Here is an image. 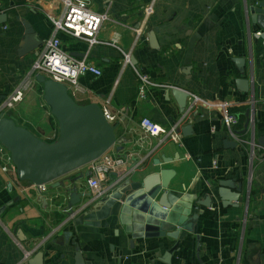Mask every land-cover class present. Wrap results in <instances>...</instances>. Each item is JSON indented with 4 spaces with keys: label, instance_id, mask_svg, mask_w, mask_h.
Listing matches in <instances>:
<instances>
[{
    "label": "crops",
    "instance_id": "obj_1",
    "mask_svg": "<svg viewBox=\"0 0 264 264\" xmlns=\"http://www.w3.org/2000/svg\"><path fill=\"white\" fill-rule=\"evenodd\" d=\"M261 2L89 0L92 10L108 16L97 38L109 44L89 47L58 33L71 58H85L101 72L79 76L78 89L67 91L76 105L96 104L114 117L119 143L105 155L123 159L124 165L116 177L109 174L100 183L99 196L87 186L89 177L76 183L84 196L68 220L67 197L59 196V188L45 185L40 193L17 180L14 168L3 173L0 163V264H28L37 252L43 253V264H76L74 249L81 264H264V150L256 145L264 136V48L263 34L248 16ZM59 12V2L52 0H0V15L6 16L0 23V104L36 57L17 54L24 24L43 43L52 35L47 15ZM149 33L155 47L148 42ZM119 49L130 54L150 80L167 87L150 88L138 97L139 82L132 69L122 65ZM236 59L244 61L242 66ZM238 79L247 80V93L236 88ZM174 87L188 94L184 109L170 95ZM192 96L208 106L191 107ZM225 112L238 118L233 135L221 123ZM4 115L44 142L57 137L56 121L37 83ZM144 118L166 129L177 127L180 143H159L145 135L139 127ZM187 127L189 133H183ZM225 141L234 146L226 147ZM90 167L56 182L66 184ZM162 171L169 179L159 194L169 192L170 199L177 200L178 213L170 219L183 220L182 228L147 219L125 206L131 192L110 204L118 187ZM225 180L242 186L237 207L221 205L218 182ZM180 197L194 198L190 209ZM206 201L208 207L197 204ZM24 254L29 255L26 261Z\"/></svg>",
    "mask_w": 264,
    "mask_h": 264
},
{
    "label": "water",
    "instance_id": "obj_2",
    "mask_svg": "<svg viewBox=\"0 0 264 264\" xmlns=\"http://www.w3.org/2000/svg\"><path fill=\"white\" fill-rule=\"evenodd\" d=\"M248 12L250 24L255 25L263 34L262 47L264 48V2L252 6ZM5 19V15H0V23L4 22ZM24 25L23 43L17 50L19 56L36 54L35 50L42 44V42L35 40L34 32L29 25ZM147 38L153 46V34L149 33ZM243 62L242 59L235 60L238 67L242 66ZM132 63L135 64L133 59ZM35 82L41 86L43 101L49 107L50 114L56 121V139L51 143L44 142L25 128L17 125L13 119L0 113V145L10 155L17 180L29 182L37 187L51 184L53 189L59 188V196L67 197L64 210L73 212L76 207H80V199L84 196L77 192L76 183L90 177V171L80 174L66 184L56 181L96 162L117 145L119 143L115 136L117 125L107 122L102 109L96 104L76 105L64 85L53 82L39 74L35 75ZM235 86L243 93H247L249 90L247 80L238 79L235 81ZM170 95L180 109L185 108L188 94L184 90L174 87L170 91ZM247 126L248 122H246L245 129ZM189 131L190 128L188 127L182 130L183 133H189ZM256 142V145L264 150V136L257 138ZM224 144L228 148L234 146L233 143L226 141ZM116 149L120 151V148ZM113 177H116V174ZM167 179H169L168 172L162 171L157 175L148 176L141 183H125L110 195V204L121 200L125 193L131 192L124 200L125 206L147 215V219L159 223L166 222L169 225L182 228L183 220L174 221L170 219L173 213H178L176 204H174L177 200H171L169 192L164 191L159 194L167 187ZM241 191V184L235 185L230 180L219 181L217 196L222 207H237ZM158 194L160 196L155 203L154 200ZM180 198L182 201H186L187 205L194 201L193 197L189 199ZM197 204L208 207L210 203L206 201L197 202ZM187 208L190 209L191 206L188 205ZM179 213L184 214V211ZM185 214H188V210ZM193 219L195 218L193 217ZM185 230L191 231L188 226L185 227ZM74 251L75 263L81 264V256L78 250L74 249ZM28 264H43V253L34 254Z\"/></svg>",
    "mask_w": 264,
    "mask_h": 264
},
{
    "label": "built area",
    "instance_id": "obj_3",
    "mask_svg": "<svg viewBox=\"0 0 264 264\" xmlns=\"http://www.w3.org/2000/svg\"><path fill=\"white\" fill-rule=\"evenodd\" d=\"M59 2L60 12L57 16L47 15V18L52 24V35L39 48L35 60L27 72H25L21 82L11 91L6 99L0 104V113L4 115L9 109L21 102L25 94L33 87L35 82V75L39 74L43 77L52 80L53 82L64 85L66 88L73 87L77 90V79L79 76L86 73L100 76L99 69L92 66L85 58L73 59L62 48L61 42L57 34L63 33L70 38L84 41L89 47L94 45H108V43L101 42L97 38V34L101 25L108 21L106 12L98 13L91 9L89 0H52ZM154 2V0H152ZM152 12V7L145 10V14L149 16ZM141 30H136L139 36ZM122 55V65L130 66L135 73L138 84V97H143L147 94L150 88H162L164 85L151 81L145 74L141 73L137 68L131 65L130 54L119 49ZM68 90V89H67ZM191 107L198 103L197 97H191ZM205 106L206 103L202 102ZM219 107L226 108L225 104H220ZM104 118L107 122H114V117L109 114L105 108H101ZM222 125L227 131L233 135V128L238 124L236 115L223 113L221 119ZM141 131L149 136L158 139L159 143L170 141L173 143H180L179 132L177 127L166 129L160 125L150 121L149 119H142L139 122ZM213 130H211L212 132ZM0 163L1 171L7 173L10 168H14L9 153L0 145ZM124 165V160L117 157L102 156L96 162L90 164L91 176L87 179V186L95 191L99 196L101 194L100 183L107 179L109 174H115ZM34 186V185H33ZM37 187V186H35ZM39 192L45 191V186L37 187ZM64 213L70 220L74 213L65 211ZM18 244V242H17ZM16 244V245H17ZM19 245V244H18ZM29 258L28 254L23 255V261Z\"/></svg>",
    "mask_w": 264,
    "mask_h": 264
},
{
    "label": "bare ground",
    "instance_id": "obj_4",
    "mask_svg": "<svg viewBox=\"0 0 264 264\" xmlns=\"http://www.w3.org/2000/svg\"><path fill=\"white\" fill-rule=\"evenodd\" d=\"M52 25V24H51ZM262 33V32H261ZM58 35V34H57ZM78 40V39H77ZM46 41V40H45ZM101 42H103V41H101ZM44 43V42H43ZM42 43V44H43ZM106 43V42H105ZM41 44V45H42ZM109 44V43H108ZM62 45V44H61ZM98 45H101V44H98ZM41 47V46H40ZM37 50V49H36ZM36 54H34V55H37V52H35ZM67 53V52H66ZM121 54V53H120ZM121 58H122V55H121ZM35 60V59H34ZM121 62H122V59H121ZM130 62H131V65L132 66H134L135 68H136V66L132 63V59H131V56H130ZM128 67H130V66H128ZM131 68V67H130ZM132 69V68H131ZM138 69V68H137ZM139 70V69H138ZM133 71V70H132ZM140 71V70H139ZM141 72V71H140ZM134 73V72H133ZM142 73V72H141ZM135 74V73H134ZM144 74V73H143ZM136 76V75H135ZM148 77V76H147ZM137 78V77H136ZM149 78V77H148ZM150 79V78H149ZM152 81V80H151ZM139 84V83H138ZM162 85V84H161ZM164 86H166V85H164ZM167 87V86H166ZM166 87H162V88H166ZM197 102L198 103H202L200 100H197ZM228 113V112H227ZM230 114V113H229ZM234 115V114H233Z\"/></svg>",
    "mask_w": 264,
    "mask_h": 264
},
{
    "label": "rangeland",
    "instance_id": "obj_5",
    "mask_svg": "<svg viewBox=\"0 0 264 264\" xmlns=\"http://www.w3.org/2000/svg\"><path fill=\"white\" fill-rule=\"evenodd\" d=\"M72 174V173H71ZM70 175V174H69ZM69 175H67V176H69Z\"/></svg>",
    "mask_w": 264,
    "mask_h": 264
},
{
    "label": "trees",
    "instance_id": "obj_6",
    "mask_svg": "<svg viewBox=\"0 0 264 264\" xmlns=\"http://www.w3.org/2000/svg\"><path fill=\"white\" fill-rule=\"evenodd\" d=\"M47 143H51V142H47Z\"/></svg>",
    "mask_w": 264,
    "mask_h": 264
}]
</instances>
